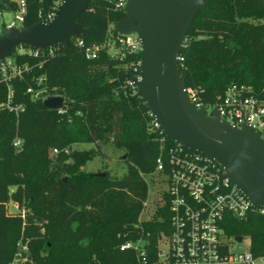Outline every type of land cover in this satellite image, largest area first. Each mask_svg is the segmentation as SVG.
<instances>
[{
	"label": "trees",
	"instance_id": "trees-1",
	"mask_svg": "<svg viewBox=\"0 0 264 264\" xmlns=\"http://www.w3.org/2000/svg\"><path fill=\"white\" fill-rule=\"evenodd\" d=\"M115 4L93 0L76 19L85 36L68 45L37 55L26 46L13 49L10 60L23 69L10 81L11 104L24 109L18 115L6 106L0 70V264H19L18 247L26 241L27 264H140L136 251L119 247L147 240L153 261L161 232H169L166 192L155 215L140 221L149 195L145 176L158 174V159L166 163L177 147L154 127L145 99L131 84L140 76L141 54L120 59L103 47L95 59L86 57V48L117 36L114 25L126 16ZM17 8L16 0H0V15ZM52 11V0H26L19 28L48 22ZM181 55L185 86L203 105H214L233 85L264 100V0H210ZM28 89L43 93L36 99ZM45 96L63 97L67 107L48 109ZM107 143L125 151L121 178L84 169ZM77 144L95 148L80 151L73 148ZM229 220L227 236L248 237L251 251L264 255V219Z\"/></svg>",
	"mask_w": 264,
	"mask_h": 264
},
{
	"label": "water",
	"instance_id": "water-1",
	"mask_svg": "<svg viewBox=\"0 0 264 264\" xmlns=\"http://www.w3.org/2000/svg\"><path fill=\"white\" fill-rule=\"evenodd\" d=\"M93 0H63L49 22L31 27L8 28L0 34V61L16 46L47 50L68 45L85 36L76 19ZM210 0H126V19L114 25L118 34L135 33L141 42L137 94L145 99L158 129L177 145L206 155L226 172V177L248 199L264 207V138L252 127H236L213 111L192 102L179 55L198 13ZM44 107L65 109L63 97L49 96ZM126 156H124V159ZM103 175V174H102ZM238 242L242 237H237Z\"/></svg>",
	"mask_w": 264,
	"mask_h": 264
},
{
	"label": "built area",
	"instance_id": "built-area-1",
	"mask_svg": "<svg viewBox=\"0 0 264 264\" xmlns=\"http://www.w3.org/2000/svg\"><path fill=\"white\" fill-rule=\"evenodd\" d=\"M52 2L53 11L48 16L49 21L52 20L63 0H52ZM16 4L18 8L13 13L15 19L7 26L8 28H19L24 22L26 0H16ZM125 5L126 0H116V8L124 11ZM78 45L83 46V41L78 40ZM103 47H108L111 53L120 59L125 55L141 54L142 51L141 42L135 33L126 35L117 33V36L105 46L92 45L86 48V57L95 59ZM35 51L34 55H37L41 50ZM21 52L25 51L21 50ZM28 53L33 52L28 51ZM0 62V70L8 89L6 106L18 115L24 109L12 106L14 91L10 81L21 77L23 69L15 67L10 57ZM183 63L184 56L180 53L179 68ZM25 70L27 68H24ZM139 78L140 76L135 80ZM131 84L134 86V80ZM185 90L196 107H206V114L216 111L227 123L236 127L242 124L248 125L260 132L264 138V100L254 95L250 88L233 85L219 96L212 106L198 102L197 92L191 88L186 87ZM28 93L33 94L37 99L43 92L28 89ZM47 97L49 96L43 97V101ZM154 127L159 130L156 123ZM53 152L58 153L57 150ZM157 164V172L167 184L164 192L169 199V232H161L153 261L150 259L151 251L147 240L122 244L119 247L120 251H136L140 264H264V255H255L250 247L236 252L231 250L228 244L226 227L230 222L229 217L239 222L248 221L254 216L264 219V207L256 205L238 190L216 161L177 145L169 152L166 163L158 159ZM13 208L18 209L17 205H13ZM233 238L236 244H242L248 237H242L241 242L236 240L237 237ZM27 252L28 241L21 242L15 263L23 260Z\"/></svg>",
	"mask_w": 264,
	"mask_h": 264
},
{
	"label": "rangeland",
	"instance_id": "rangeland-1",
	"mask_svg": "<svg viewBox=\"0 0 264 264\" xmlns=\"http://www.w3.org/2000/svg\"><path fill=\"white\" fill-rule=\"evenodd\" d=\"M15 16L13 12H4L0 15V34L8 29V25L14 22ZM20 27V26H19ZM76 150L84 151L94 149L92 144H77L73 147ZM102 155L97 156L92 161H89L84 169L87 172L99 173L107 171L111 177L121 178L127 172V165L124 161L125 151L119 146L107 143L101 145ZM68 153V152H67ZM149 186V195L146 201V208L140 217V221L150 220L156 213L158 204H161V194L166 190L167 184L164 178L159 174L145 176ZM8 208H12L9 205ZM14 211L17 209H13ZM228 244L231 250L239 252L247 250L251 246V240L245 239L242 244H236L233 237H229ZM29 261L28 254L24 255L23 260H19V264H27Z\"/></svg>",
	"mask_w": 264,
	"mask_h": 264
}]
</instances>
